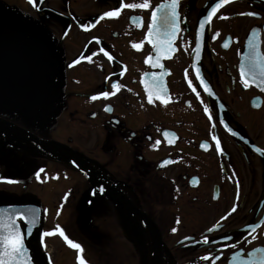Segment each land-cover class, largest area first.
<instances>
[{
	"label": "flooded vegetation",
	"instance_id": "af4514ba",
	"mask_svg": "<svg viewBox=\"0 0 264 264\" xmlns=\"http://www.w3.org/2000/svg\"><path fill=\"white\" fill-rule=\"evenodd\" d=\"M168 2L100 19L122 0H0V203L38 210L29 264L264 260V87L241 76L259 78L264 0H230L203 30L219 0H179L173 50L158 52L151 13Z\"/></svg>",
	"mask_w": 264,
	"mask_h": 264
},
{
	"label": "snow or ice",
	"instance_id": "6c2138e0",
	"mask_svg": "<svg viewBox=\"0 0 264 264\" xmlns=\"http://www.w3.org/2000/svg\"><path fill=\"white\" fill-rule=\"evenodd\" d=\"M230 0H219V3L215 5V7L212 8L211 12L208 14V18L204 23L200 24V29L203 30L205 27V24L210 22L212 16L216 13V11L222 6L227 3H229ZM30 3H32L34 6L37 3V0H30ZM178 6H179V0H169L168 3L159 5L154 11L151 13V20H152V26L149 29L148 37H153L155 35V45L157 48V51H165L170 52L173 50L172 48V40L176 37L177 32L179 30L178 24H179V14H178ZM150 7V0H140V2H133V3H121V7L104 13L100 19H104L105 17L108 18H116L119 16L120 11L123 8H129V9H148ZM161 9H167V13L164 17V20L166 22V30L161 32V29L159 27V21L160 17H158L157 13L161 11ZM249 15H252V13H249ZM222 19H226L227 17H221ZM161 36L164 37V39H161ZM133 47L139 49V44H133ZM200 48L199 45L196 48L197 54H199ZM107 54V53H105ZM111 59V57H109ZM90 59V58H89ZM151 59V58H149ZM157 60H159V56L156 57ZM256 67L259 68V78L255 73H246L243 70V67L241 69V76L244 78V84L245 87H247L250 83L256 82L259 80L260 86L264 87V58H261L260 54L257 53L256 57ZM153 80V88L155 89L156 93H159L162 91V84L159 80V78H155ZM197 75L199 76V71H197ZM201 83L204 84L205 82L201 78ZM206 86V85H205ZM114 89H119V84H113L112 86ZM195 90V89H194ZM115 93L112 92H103L101 95L105 98L109 97L110 95H114ZM153 96V92H149V100L151 101ZM93 99H97V97H92ZM166 102V101H165ZM106 110H111L106 109ZM207 111V109H206ZM167 136L168 133H165ZM159 143V141H157ZM100 191H103V188L100 189ZM236 209L233 208L232 211H235ZM226 219V217H225ZM23 221L24 223H27L29 225H35L36 223V211H31V218L24 212H17L13 216H9L6 222H0V264H29L28 256L26 255V244L24 239V232L22 231L21 225L17 223V221ZM57 229L59 230V233L61 236H64V232L62 229H59V226H57ZM28 234H31V227L28 229ZM51 233H44L45 236L50 235ZM68 244L72 246L73 248L78 249L79 251H83L81 246L78 243H74L73 241L69 240L66 236L64 237ZM205 242H207V238H205ZM80 264H85V261L83 258H80ZM261 264H264V260L261 261Z\"/></svg>",
	"mask_w": 264,
	"mask_h": 264
},
{
	"label": "water",
	"instance_id": "95a60500",
	"mask_svg": "<svg viewBox=\"0 0 264 264\" xmlns=\"http://www.w3.org/2000/svg\"><path fill=\"white\" fill-rule=\"evenodd\" d=\"M0 131L3 132V129L0 128ZM5 131H7L6 133L12 138L21 139V140H23V139L30 140L31 142L39 143L40 145H42V146H44L46 148L48 147L51 150H53L54 152H56L63 159L72 162L79 169H82V166L78 165L77 162L74 160V158H72V156H70L68 150H66V148H64V146H62V145H60V144H58L56 142L41 141V140H39L37 138H33V137L27 135V133H25V132L17 130V129H7ZM88 178H89V181H91L94 185L99 187V183L100 182L97 183V180H95L91 176H89ZM104 187L107 189V190H104V193L106 194V196L110 200H112L114 202H119L123 206H126L128 208H131V209L133 208L131 206L132 204L128 200H126L125 197L119 196L117 194V192H115V190L109 188L108 186H104ZM31 211H32V207L31 206L0 203V222H6L9 216H13L17 212H24L25 214H27L29 216V218H31ZM35 211H36V223H35V225H29V224L26 223V227L24 228V231H25L24 232V238L28 235L29 227H31V230H32L38 224L39 213H38V210H35Z\"/></svg>",
	"mask_w": 264,
	"mask_h": 264
},
{
	"label": "rangeland",
	"instance_id": "374dc122",
	"mask_svg": "<svg viewBox=\"0 0 264 264\" xmlns=\"http://www.w3.org/2000/svg\"><path fill=\"white\" fill-rule=\"evenodd\" d=\"M60 197H61V192L58 191V193H55V195L52 196L51 201H50V200H47V201L45 202L46 206H48V204H51L53 201H54L55 203H58ZM25 198H26V197H25Z\"/></svg>",
	"mask_w": 264,
	"mask_h": 264
}]
</instances>
